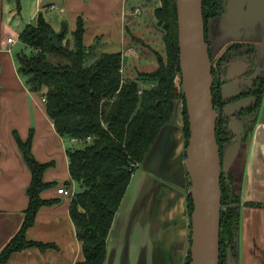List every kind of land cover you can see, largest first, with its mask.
<instances>
[{"label": "crops", "instance_id": "0c3cea01", "mask_svg": "<svg viewBox=\"0 0 264 264\" xmlns=\"http://www.w3.org/2000/svg\"><path fill=\"white\" fill-rule=\"evenodd\" d=\"M130 8L129 0H0V251L19 231L28 205L31 171L16 137L30 138L35 159L48 164L42 179L49 186L40 196L54 200L38 208L33 224L25 230L26 240L46 247L31 245L14 251L3 264H75L84 258L69 213L71 197L57 191L61 186L74 193L80 188L70 178L67 154L80 143L57 133L43 100L46 87L30 90L19 73V33L42 14L55 32L63 33L66 27L65 39L72 44L71 33L80 16L85 26L83 44L91 45L100 35L95 53L121 51L124 60ZM218 16L211 18L209 47L219 36L218 44L223 46L217 55L232 44L241 45L263 77L255 120L229 174L239 199L233 257L237 264H264V16L248 14L236 26L235 21ZM114 28L119 31L115 36ZM8 37L15 40L9 43ZM176 125L166 146L150 152L132 174L107 237L104 264H184L190 212L180 106Z\"/></svg>", "mask_w": 264, "mask_h": 264}, {"label": "trees", "instance_id": "16d2710c", "mask_svg": "<svg viewBox=\"0 0 264 264\" xmlns=\"http://www.w3.org/2000/svg\"><path fill=\"white\" fill-rule=\"evenodd\" d=\"M222 8L221 0H202L207 42V20L220 15ZM155 14L164 21L166 59L158 55L157 68L151 72L138 71L135 78H126L122 74L121 51L96 54L99 37L89 46L83 44L85 26L80 16L71 33L72 44L65 39L66 27H63V33L55 32L42 14L38 15L35 24L26 25L19 33V40L33 49L31 54H18L19 73L30 90L36 92L46 87V112L57 133L76 138L80 143L67 152L70 178L80 187L72 195L69 205L84 257L75 264H104L107 237L131 176L162 126L169 121L174 101L178 98L182 100L185 139L189 135L183 95L180 91L176 92L175 79L180 75V70L175 0H160V7L155 10ZM52 36L60 42L59 48L54 46ZM233 46L237 47V44ZM90 57L92 59L89 62ZM145 83H150V86L143 87ZM262 86L257 94L255 114ZM211 91L212 101L216 103L219 91H215L213 85ZM224 131L225 128L216 121L215 134L219 148L220 136ZM16 140L31 171L27 188L28 205L19 231L0 251V264L14 251L31 245L46 247L26 240L25 230L33 224L40 206L54 202L40 196L41 191L49 186L42 179L48 164L35 159L30 138L22 141L16 137ZM222 175L220 264L223 263L222 248L225 251L234 248L239 217V199L232 185V177L228 174L227 183ZM188 203L191 212L190 198Z\"/></svg>", "mask_w": 264, "mask_h": 264}, {"label": "water", "instance_id": "95a60500", "mask_svg": "<svg viewBox=\"0 0 264 264\" xmlns=\"http://www.w3.org/2000/svg\"><path fill=\"white\" fill-rule=\"evenodd\" d=\"M175 8L181 93L189 131L188 138L185 139V157L182 165L190 182L186 197L192 201L189 214L188 264H220V178L223 174L229 183V169L237 158L245 137L244 122L235 117V114L253 104L256 97L248 96L224 105L222 112L228 118L227 129L233 139L232 144L220 154L215 134L216 112L211 91L212 62L209 44L205 38L202 0H175ZM224 9L226 13H221L218 18L235 21L236 26L248 17V14L264 16V0H227ZM52 42L59 48L60 42L56 37L52 36ZM254 68L255 65L249 59H235L225 64L226 75L222 74L220 78L223 101L240 94L242 84L245 81L250 82L258 72L259 69H256L254 73L246 75ZM179 106L182 108L180 98L174 101L169 121L160 129L143 161L155 148L163 149L172 131L178 128L176 124ZM178 192L183 194L180 190ZM225 264H237L231 248L227 249Z\"/></svg>", "mask_w": 264, "mask_h": 264}, {"label": "rangeland", "instance_id": "374dc122", "mask_svg": "<svg viewBox=\"0 0 264 264\" xmlns=\"http://www.w3.org/2000/svg\"><path fill=\"white\" fill-rule=\"evenodd\" d=\"M222 1L223 0H221V2ZM129 6L131 8L127 14V18L125 19V21L128 23L127 25L128 30L124 32L126 44L124 47L125 57L122 62V74L126 78H135L137 76L138 71H141V72L142 71H147V72L154 71L158 66V62H157L158 55L161 56L163 60L166 59V50H165V44L163 41L164 29L162 27L164 21L162 19H159V17L155 14V10L158 7H160V0H129ZM54 15L55 13L52 14L53 18L55 19ZM159 21H161L160 24H159ZM207 21H208L207 28L209 29V26L211 28L212 20L208 19ZM208 29H207V36H210L211 38V34L208 33ZM115 32L119 33V31L115 30L114 28V30L112 31L113 35L116 34ZM100 37L101 36L99 35L98 45L101 44ZM221 40L222 38L219 36L215 40V42L212 43L211 48L209 47L210 48L209 53L213 61H215L218 58L217 52L223 46L222 44H218ZM18 46L22 47V51H18V52L31 54L33 51V49H31L30 47L24 46L21 41L18 42ZM91 59L92 57L88 58L89 62ZM175 81L177 82L178 91H180L181 93L180 75L176 77ZM212 85L215 91L218 90L217 88L219 87V84L216 78ZM142 86L149 87L150 83H145ZM217 101L220 102L217 99L216 103H213V107L216 112V121L220 123L221 127L225 128L224 133L221 134L220 136L221 138L220 152L221 154H223L225 149L229 145L232 144L233 138L231 134H229L228 132V129L226 126L227 123L224 125V121L226 122V118L222 112L221 105ZM182 127H183L182 134L185 139L184 124ZM184 157H185V154H184ZM135 175L136 174H134L133 177ZM222 178H223V175H222ZM188 183H189L188 184V187H189L190 182ZM188 187L186 185V188ZM77 190H79V188ZM188 241H189V238H188ZM221 252H222V261H223L222 264H225L227 250L225 251V248H222ZM188 256L187 255L185 256L184 264H187V260L189 259Z\"/></svg>", "mask_w": 264, "mask_h": 264}, {"label": "flooded vegetation", "instance_id": "af4514ba", "mask_svg": "<svg viewBox=\"0 0 264 264\" xmlns=\"http://www.w3.org/2000/svg\"><path fill=\"white\" fill-rule=\"evenodd\" d=\"M227 3V0H223L222 1V7H224ZM223 9V8H222ZM234 45V44H233ZM230 46L225 48L219 55L218 58L213 61L212 57H211V62H212V75H213V83L215 81V78L218 80V84L219 87L217 88L219 91V101L218 102L221 105V108L223 109L224 105H226L227 103H231L234 102L236 100L239 99H243L245 97L248 96H254L257 99V94L258 91L262 85L263 82V77L261 76V72L255 67L253 70H250L249 72H247L249 75V73L253 72L254 70H258V72L255 73V77H253L250 82L245 81L242 84V91L240 92V94H238L236 97L227 100V101H223L221 98V90L220 87L222 85L221 83V75L223 74L224 76L226 75V71H225V64L228 63L229 61H233L235 59H245V60H251L250 58L251 55L247 56L248 51L243 48L241 45L237 44V47L234 46ZM210 51V49H209ZM253 62V61H252ZM253 66V65H252ZM215 77V78H214ZM257 101V100H256ZM256 101L249 105L247 108L241 110L240 112L236 113L235 117H237L238 119L242 120L244 122L245 125V135L247 133V129H248V125L251 124V122H253L255 120L256 114H255V104ZM226 118V117H225ZM228 122V118H226V122L224 121V125ZM248 124V125H247ZM227 126V125H226ZM229 132V130H228ZM229 134H231L229 132ZM233 138V135H231ZM165 184H167V186H171L168 182H165ZM189 254V247L186 251V255L188 256ZM187 259V257H186Z\"/></svg>", "mask_w": 264, "mask_h": 264}, {"label": "built area", "instance_id": "2783aa9c", "mask_svg": "<svg viewBox=\"0 0 264 264\" xmlns=\"http://www.w3.org/2000/svg\"><path fill=\"white\" fill-rule=\"evenodd\" d=\"M15 39L13 37H8L7 38V42L11 43L13 42ZM122 71V69H121ZM44 100V98H43ZM58 193L60 194H63L64 196H67V197H72V195L74 194V192L72 190H69L67 187L65 186H61V187H58Z\"/></svg>", "mask_w": 264, "mask_h": 264}]
</instances>
